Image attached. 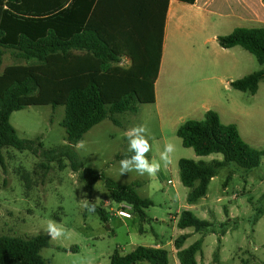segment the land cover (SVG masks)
<instances>
[{
  "label": "trees",
  "instance_id": "1",
  "mask_svg": "<svg viewBox=\"0 0 264 264\" xmlns=\"http://www.w3.org/2000/svg\"><path fill=\"white\" fill-rule=\"evenodd\" d=\"M168 7L169 0H0V66L5 50L26 63L0 73V150H31L33 141L19 138L10 122L14 112L29 106L64 107L61 125L74 146L104 120L120 126L119 114L137 113L139 105L154 104ZM217 41L224 49L240 46L255 56L262 69L231 83L233 89L255 95L264 82V27L236 28ZM177 136L197 156L223 155V160L209 163L179 161L181 182L190 189L189 204L207 196L220 169L236 164L251 171L264 159L263 150L250 146L235 124H223L213 110L202 121L182 124ZM61 154L74 171L81 168L73 148ZM91 176L93 181L104 180L114 203L128 204L142 221L147 218L145 209L154 203L140 196L138 182L120 186L103 175L91 172ZM231 179L229 175L224 187ZM96 213L104 223L109 221L101 207ZM177 225L203 234L188 248H184L188 235L175 240L180 263L198 264L196 255L212 224L186 210ZM50 244L47 234L23 238L0 233V264H49L41 252ZM169 263L164 248L138 246L128 254L116 250L111 256V264Z\"/></svg>",
  "mask_w": 264,
  "mask_h": 264
},
{
  "label": "rangeland",
  "instance_id": "2",
  "mask_svg": "<svg viewBox=\"0 0 264 264\" xmlns=\"http://www.w3.org/2000/svg\"><path fill=\"white\" fill-rule=\"evenodd\" d=\"M252 2L257 5V1ZM256 26L247 23L244 28ZM236 56L241 69L235 76L243 78L262 69L255 56L244 48L238 47ZM169 58L181 67L186 63L183 53L169 55ZM214 58L212 53L196 54L188 64L198 65ZM24 64L13 57L11 51L5 50L0 73L6 67ZM223 93L229 103L221 121L235 124L245 142L264 151V82L260 83L255 95L235 89ZM180 112L184 113V110L178 108L177 113ZM64 116L62 106L56 109L29 106L11 115L10 122L18 137L33 141V145L31 150H0L2 235L27 238L47 234V222L52 220L68 231L64 237L51 239L50 246L42 250L41 255L49 264H111V256L116 250L128 254L138 246L153 247L156 244L169 252V264H181L175 240L192 232L186 241L185 248H188L203 236L195 233L194 228L178 227L175 218L189 210L212 224L204 233L198 264H264V159L260 167L251 171L236 164L220 169L207 196L189 204L190 189L181 182L179 161L198 162V156L193 148L183 146L177 136L178 127H174L172 121L163 123L160 120L155 105L141 104L137 113L119 114L120 126L109 118L104 120L84 136L86 147L81 150L67 140L61 125ZM192 116L197 118V115H188L186 120H193ZM139 124L148 129L149 160H159L166 142L175 144L171 163L162 166L155 176L139 175L135 171L120 174L119 157L132 154L125 133ZM66 148L76 151L81 162L78 171H74L69 159L61 154ZM53 150H57L55 154H49ZM213 160H223V155L213 154L199 161ZM91 172L112 179L120 186L138 182L140 196L154 203L145 209L147 218L142 221L133 208L132 218L119 217V208L104 180L93 181ZM229 175L232 179L224 187ZM84 199L96 203V208L104 209L109 221H101L96 211H86ZM218 239L222 240L220 244H217Z\"/></svg>",
  "mask_w": 264,
  "mask_h": 264
},
{
  "label": "crops",
  "instance_id": "3",
  "mask_svg": "<svg viewBox=\"0 0 264 264\" xmlns=\"http://www.w3.org/2000/svg\"><path fill=\"white\" fill-rule=\"evenodd\" d=\"M255 1L258 9L252 0H196L194 4L169 0L160 70L155 84L156 102L153 104L163 123L172 121L173 126L179 128L188 121L185 116L197 115L192 119L202 121L210 110L217 112L222 120V113H226V104L229 103L223 92H229L233 89L231 83L241 79L235 76L241 69L236 56L240 46L224 49L217 38L231 34L236 28H244L247 23L258 25L254 28L264 27L263 1ZM181 53L186 57L182 67L169 58V55ZM211 53L215 58L210 62L188 64L196 54ZM178 108L189 114L177 113ZM202 157L206 156H198V162ZM179 217L175 218L176 223ZM184 235L189 238L193 233ZM185 245L186 242L184 248ZM153 247L162 248L159 244Z\"/></svg>",
  "mask_w": 264,
  "mask_h": 264
},
{
  "label": "clouds",
  "instance_id": "4",
  "mask_svg": "<svg viewBox=\"0 0 264 264\" xmlns=\"http://www.w3.org/2000/svg\"><path fill=\"white\" fill-rule=\"evenodd\" d=\"M148 129L145 125L139 124L130 128L125 136L128 140L129 152L131 156H126L121 159L120 174H129L133 171L139 175L155 176L161 170L162 166H167L172 161V155L175 152V144L172 142H166L164 150L160 153L159 160H149L148 153L151 151V144L147 138ZM74 147L77 150L84 149L86 147V141L83 139L76 142ZM97 200V199H96ZM83 207L89 213L96 211V203H91L88 199H84ZM47 235L52 240H57L67 235V229L57 224L55 221L49 220L45 229Z\"/></svg>",
  "mask_w": 264,
  "mask_h": 264
},
{
  "label": "built area",
  "instance_id": "5",
  "mask_svg": "<svg viewBox=\"0 0 264 264\" xmlns=\"http://www.w3.org/2000/svg\"><path fill=\"white\" fill-rule=\"evenodd\" d=\"M119 209H117V215L119 217L125 218V219H130L132 218V207L128 204L125 203H121V204H117Z\"/></svg>",
  "mask_w": 264,
  "mask_h": 264
}]
</instances>
